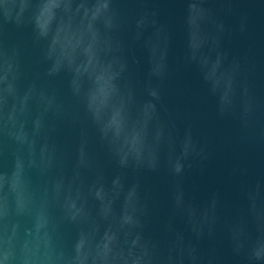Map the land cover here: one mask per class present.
Wrapping results in <instances>:
<instances>
[{
    "label": "water",
    "instance_id": "water-1",
    "mask_svg": "<svg viewBox=\"0 0 264 264\" xmlns=\"http://www.w3.org/2000/svg\"><path fill=\"white\" fill-rule=\"evenodd\" d=\"M0 264H264V0H0Z\"/></svg>",
    "mask_w": 264,
    "mask_h": 264
},
{
    "label": "clouds",
    "instance_id": "clouds-1",
    "mask_svg": "<svg viewBox=\"0 0 264 264\" xmlns=\"http://www.w3.org/2000/svg\"><path fill=\"white\" fill-rule=\"evenodd\" d=\"M44 7L47 8L48 5H44ZM36 24H37V26H38L39 28H43V25H42L41 22H40V17H39V16L36 17Z\"/></svg>",
    "mask_w": 264,
    "mask_h": 264
}]
</instances>
